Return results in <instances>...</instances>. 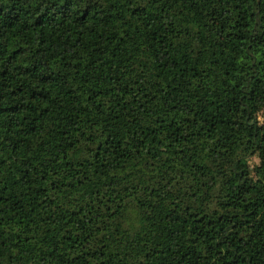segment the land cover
Segmentation results:
<instances>
[{"label":"trees","instance_id":"trees-1","mask_svg":"<svg viewBox=\"0 0 264 264\" xmlns=\"http://www.w3.org/2000/svg\"><path fill=\"white\" fill-rule=\"evenodd\" d=\"M261 116L264 0H0V264H264Z\"/></svg>","mask_w":264,"mask_h":264},{"label":"rangeland","instance_id":"rangeland-1","mask_svg":"<svg viewBox=\"0 0 264 264\" xmlns=\"http://www.w3.org/2000/svg\"><path fill=\"white\" fill-rule=\"evenodd\" d=\"M259 120H260L261 122H264V117L261 116V117L259 118ZM256 164H257V160L254 159V160L252 161V165H256Z\"/></svg>","mask_w":264,"mask_h":264}]
</instances>
